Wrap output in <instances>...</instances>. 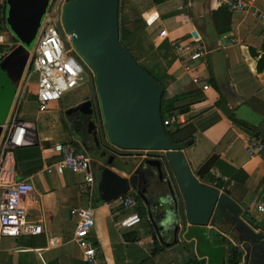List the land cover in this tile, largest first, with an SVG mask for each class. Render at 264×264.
I'll list each match as a JSON object with an SVG mask.
<instances>
[{
    "label": "crops",
    "instance_id": "1",
    "mask_svg": "<svg viewBox=\"0 0 264 264\" xmlns=\"http://www.w3.org/2000/svg\"><path fill=\"white\" fill-rule=\"evenodd\" d=\"M238 1H243L247 8L231 11L230 4ZM132 2L142 20L127 37L146 31V57L165 40L172 47L174 43L182 42L190 45L192 52L198 48L203 50V58L198 61L192 60L194 53L174 50L176 59L168 72L174 82L182 78L187 80L183 90L188 95L175 104L173 114L183 117L184 126L194 125L197 129L195 145L182 152L196 174L210 160L221 159L248 175L244 185L225 179L224 187L218 188V178L213 176L214 163L209 173L198 178L203 185L214 187L221 194L229 190V197L242 209L241 220L256 233L264 235V227L256 220L255 209L257 201L264 199V152L249 154L254 138L231 121L234 115L264 135V22L259 17L264 14V0H195V4L190 3L187 8L193 7L192 10L166 20L161 16L181 9L178 0L158 6L152 0ZM2 5L3 0H0ZM223 6L231 13V26L225 33L219 32L213 22V13ZM4 33L6 42L3 46L12 36ZM27 69L28 65L9 109L1 113L0 149L8 129L16 121L33 125L35 130L33 137L27 140L29 144L6 154L0 177L5 182H31L34 192L25 200L28 219L41 224L44 233L23 239L0 238L1 264H94L86 261L75 241L77 225L88 210L94 220L92 235L104 256L97 264H140L146 254L153 256L156 264H230L231 245L242 254L239 264H264V239L253 238L237 226L230 209H226L223 221L214 216L207 226L190 224L185 199L174 174L168 166H163L164 180H160L157 170L145 163L151 158L134 162V171L139 168L140 184L146 190L149 206L141 199L139 191L132 188L122 197L135 200L136 204L131 208L121 210L115 204L118 200L109 201L100 191L104 169L109 168L126 179L134 171L128 174L115 166L119 155L103 140L98 119L81 113L68 115L67 111L74 107L72 104L66 110L68 122H59L55 132L46 131L48 122L44 118L35 125L26 121L21 115V91L25 76L31 72ZM5 77L6 72L0 68L2 89L8 85ZM195 78L199 83L194 82ZM88 91V87L80 91L81 96H85L84 101L91 100ZM253 98L259 101L257 111L247 105ZM45 113L39 112V115ZM62 143H71L91 156L92 184L86 183L85 175L75 174L58 164L60 158L51 148ZM104 151H110L108 156H115L112 168L107 166L108 157L100 159ZM132 215L141 219L138 225L132 228L119 226ZM128 234L137 238L130 250L125 247ZM116 246L119 248L115 251Z\"/></svg>",
    "mask_w": 264,
    "mask_h": 264
},
{
    "label": "water",
    "instance_id": "2",
    "mask_svg": "<svg viewBox=\"0 0 264 264\" xmlns=\"http://www.w3.org/2000/svg\"><path fill=\"white\" fill-rule=\"evenodd\" d=\"M51 2L4 0L7 32L12 34L16 45L0 56V68L6 72L14 93L27 65V72L31 71V53L29 55L27 49L37 41ZM119 12L120 0H72L62 11L65 32L71 37L78 56L95 75V90L104 124L103 140L115 151L165 152L162 160L145 163L157 170L162 181L163 166L171 169L184 196L190 224L207 226L214 216L223 221L226 209H230L237 226L253 238L264 239L263 234L256 233L241 220L242 209L229 197V190L221 194L220 190L200 182L198 177L209 173L215 160H210L196 174L182 146L169 139L162 114L165 91L121 42ZM88 93L91 95L90 89ZM92 107V101L85 100L70 108L67 114L92 117ZM2 134L3 128H0V138ZM114 160V155L108 156L107 166L112 168ZM131 188L139 191L141 199L149 206L146 190L140 184L139 168L127 179L109 168L104 169L100 191L109 201L122 198ZM169 188L175 197L170 183Z\"/></svg>",
    "mask_w": 264,
    "mask_h": 264
},
{
    "label": "built area",
    "instance_id": "3",
    "mask_svg": "<svg viewBox=\"0 0 264 264\" xmlns=\"http://www.w3.org/2000/svg\"><path fill=\"white\" fill-rule=\"evenodd\" d=\"M64 5L62 0L52 3V7L49 8L44 17L35 48L31 53V73L37 76L36 98L38 111L40 113L47 112L52 104L62 101L66 94L84 86L90 89L92 108L98 114L100 106L95 83H93L92 77H89L88 80L85 79L84 63L76 53L71 37L67 35L63 26L62 11ZM246 8L247 6L243 1L230 4L231 11H243ZM259 17L264 22V14H260ZM5 42L6 35L4 33L0 35V45L5 44ZM173 48L178 52L194 53L191 57L194 61L203 58L201 48L192 52L191 46L182 42L174 43ZM194 82L199 83V79L195 78ZM185 123L183 117L175 113H168L164 120L165 128L183 127ZM30 127L28 123H15L10 126L5 138H3L4 141L0 149V168L8 152L29 144L27 138ZM51 150L60 158L58 162L60 166L75 174L85 175L86 183H93L91 174L92 158L87 152L78 151L71 143L54 145ZM248 152L251 155L264 152L263 139L254 138ZM213 176L218 179L222 178L217 169L213 170ZM33 192L34 187L28 180L5 182L0 177V236L2 238L18 239L44 233L41 224L28 219L25 200ZM115 204L119 209L125 210L131 208L136 202L133 198H120ZM255 209L257 222L264 226V199L257 201ZM140 222L141 219L138 215H132L122 220L119 226L132 228ZM93 229L92 212L88 210L84 212L77 225L75 241L83 251L86 261L97 264V250L90 240Z\"/></svg>",
    "mask_w": 264,
    "mask_h": 264
},
{
    "label": "trees",
    "instance_id": "4",
    "mask_svg": "<svg viewBox=\"0 0 264 264\" xmlns=\"http://www.w3.org/2000/svg\"><path fill=\"white\" fill-rule=\"evenodd\" d=\"M170 0H152L153 4L158 6L162 5ZM5 3L0 6V34L7 32L6 23L4 19V9ZM186 11L184 9L176 10L165 15L161 16V19L166 20L172 17L184 15ZM142 20V15L139 10L135 7L131 0H120V12H119V23L120 25H125L126 37L130 31H134L136 23ZM213 22L215 28L221 32L225 33L230 29L231 26V13L227 7H221L218 11L213 13ZM127 26V27H126ZM136 30V29H135ZM121 42L126 47L124 41L122 40V35H120ZM127 48V47H126ZM5 46L0 45V53L3 54L5 51ZM128 49V48H127ZM129 50V49H128ZM131 52V51H130ZM133 57L139 63V65L155 80L161 87L164 89L165 94L162 104V114L163 119L165 120L168 113H173L175 110V104L181 99L185 98L186 94L183 90L184 86L187 83L186 78H182L178 81L173 80V78L168 74L170 67L173 65L176 56L174 54V48L168 41H164L154 53L145 57L146 64L140 63L136 56L132 53ZM174 82V83H173ZM259 103L257 98H253L247 102V105L251 107L254 111H257L256 104ZM231 121L236 127H240L245 133L252 136V138L262 137L264 141V135L256 132L254 128L249 127V125L237 119L234 115L231 116ZM167 135L169 139L177 145L182 146V149H187L195 145V135L197 129L194 125H188L183 127H167ZM78 150V149H77ZM79 151V150H78ZM81 151V150H80ZM119 155L117 157L115 166L124 172L131 173L134 171L136 164L135 160L130 156L131 152H121L115 151ZM110 151H104L103 156L100 159L108 157ZM128 157V158H127ZM216 169L219 171L222 176L221 179L217 180V187H224V179H229L235 181L239 185H244L248 179V175L240 169L232 166L231 164L225 162L224 160L218 159L215 164ZM141 204L142 202L138 200ZM93 232V231H92ZM90 240L92 241L94 247L97 250L98 260H103L104 256L102 251L99 249V244L94 239V236L91 234ZM125 241L128 243L125 245L128 249H132L133 244L136 243L137 238L133 234H128L125 237ZM33 246V244L31 245ZM119 247H115V251ZM143 253V252H142ZM230 254V264H239L242 259V254L240 250L234 246L229 248ZM140 264H156L153 256L146 254L144 259Z\"/></svg>",
    "mask_w": 264,
    "mask_h": 264
},
{
    "label": "rangeland",
    "instance_id": "5",
    "mask_svg": "<svg viewBox=\"0 0 264 264\" xmlns=\"http://www.w3.org/2000/svg\"><path fill=\"white\" fill-rule=\"evenodd\" d=\"M56 1L57 0H52L50 8L52 7V3H55ZM71 1L72 0H62V2L64 4H67L68 2H71ZM178 1L180 2L181 9H184L186 11V13L189 12L190 9L192 10V8H193V7H190V9H187L189 7V4L190 3L195 4L194 3L195 0H178ZM3 3H4V0H3ZM126 30L127 29L125 28V25H120V35H122V40L124 41L126 47H128L129 51H131V53H133L136 56V58L139 60L140 63L146 64L147 62L145 61V59H146L145 57H146V53L148 50L147 44L145 43L148 40L146 31L145 32L142 31L137 35L136 34L134 35V33H133V35L126 37ZM130 32H132V31H130ZM6 33H8V32H6ZM10 35H12V34H10ZM12 40H13V37L11 36L9 43L4 45L6 49L3 52V54L13 46L12 43L15 44L14 40L13 41ZM35 45H36V41L31 45L30 48L27 49L29 52V55L34 50ZM3 54L0 53V56ZM30 58H31V55H30ZM80 60H81V58H80ZM84 66H85V70H86V73L84 75L85 79L88 80L89 76H90L93 79V83H95V75L85 64H84ZM32 76H34V75H32V73L30 72L29 74H27L25 76V79L23 82V86H22L23 89L21 91V96L23 97V98L21 97L22 98L21 99V105H22V114L21 115L24 117V119L26 121L31 122L34 125L43 121V118H44L48 122L46 131L48 133L55 132L56 129L59 128V126H60L59 122H61L62 124H66L68 122L66 110L70 107L69 104H72L75 107L76 105H78L84 101L85 96H83V95L81 96L80 91L85 90V87L84 86L81 87L80 91H79V89H77L75 91H72V92L66 94L63 97L62 101L60 103H58L57 106H55L54 108L53 107L50 108L49 111L45 113V115L44 114L39 115L38 106L36 104V97L34 95L37 92V87H36L37 76L36 75H35V77H32ZM6 80H7V78H6ZM6 86L8 89L7 88L6 89L0 88V95H1V92L3 90H5L4 93L2 92L3 93L2 96H0V116L3 115L4 113H6V111L10 107V104L13 101V95H14L13 85L8 83V85L6 84ZM22 100H23V102H22ZM15 106H16V102L14 103V107H13L11 114H13ZM1 113H3V114H1ZM100 118H101V120H100L101 123L99 124L100 131H104L103 120H102L101 116H100ZM15 123L19 124L21 122L16 121ZM15 123H13V124H15ZM30 126H31V130H30L31 132H30L27 140H29V138L33 137V134H34L33 130H35L33 125H30ZM36 129H38V128H36ZM36 131H38V130H36ZM104 134H102V135H104ZM75 143H77V142H75ZM130 154H131L130 156L134 160H136L137 162L144 159L145 157L146 158H153V157L158 158L159 156H161L160 155L161 153L151 152V151H137V152L135 151V152H132ZM8 158H9V156H8ZM0 238H2V237L0 236ZM23 238L24 237H22V239ZM22 239L19 241H22ZM84 257H85V255H84ZM0 259H1V261H3L1 256H0Z\"/></svg>",
    "mask_w": 264,
    "mask_h": 264
},
{
    "label": "flooded vegetation",
    "instance_id": "6",
    "mask_svg": "<svg viewBox=\"0 0 264 264\" xmlns=\"http://www.w3.org/2000/svg\"><path fill=\"white\" fill-rule=\"evenodd\" d=\"M51 6V5H50ZM98 104H99V101H98ZM75 114H78V113H75ZM73 115V114H72ZM100 116H101V111H100V109L98 110V114L94 111V115L92 116V118L93 117H95V118H97L98 119V122H97V124L99 123H101L100 122V120H101V118H100ZM159 159H161L162 160V156H160V157H158V158H151V159H148V160H159ZM147 161V160H146ZM145 161V162H146ZM148 166V165H147ZM150 167V166H149ZM171 173H172V171H171ZM179 186V185H178Z\"/></svg>",
    "mask_w": 264,
    "mask_h": 264
}]
</instances>
